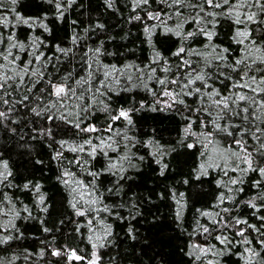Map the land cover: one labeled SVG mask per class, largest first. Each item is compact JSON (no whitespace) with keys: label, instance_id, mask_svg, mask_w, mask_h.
Returning <instances> with one entry per match:
<instances>
[{"label":"trees","instance_id":"obj_1","mask_svg":"<svg viewBox=\"0 0 264 264\" xmlns=\"http://www.w3.org/2000/svg\"><path fill=\"white\" fill-rule=\"evenodd\" d=\"M151 2L152 7L149 11H160L164 7L156 0ZM17 13L25 18L46 17L43 23L48 31L35 25L31 28L23 24L12 27ZM135 15L145 17V12L139 9L134 12L131 0H113L111 8L107 7L104 0H75L70 7L66 6L62 19L58 18L56 8L47 0H19L15 5L9 0H3L0 16L7 17L11 23L7 28L0 27V33L5 37L14 34L17 40L29 45V52L35 48L31 40L38 38V53H43L44 61H47L48 57H52V60L47 62L46 69H41L44 72V79L32 88L31 93L26 91V87H31L32 82L25 78V87L19 90L13 87L11 90V96L7 97L10 104L0 106V111H8L10 106L12 109L9 119L0 124V160L7 161L12 172L9 178L12 186L0 185V199L6 196L12 201L11 204L4 202L5 211L9 209L11 211L7 216L0 217V224L8 227V231H3L2 235L13 237L7 244L0 245V264H83L69 262L64 255L53 256L51 254L53 249L63 252L71 248L79 255L90 258L93 248L87 237L91 236L92 232L81 225H86L87 219L91 216L78 217L70 207L69 201L72 196L68 188L57 180L61 171L65 169L75 172L76 178L83 180L85 184L93 179L87 174L89 171L105 170L95 180L96 196L102 197V202L96 207L107 206L111 214L99 213L103 226L96 224V235L103 237L104 228L109 226L111 235L106 240L97 241L93 238L92 241L104 245L96 249L101 264H194L193 258L186 254L191 251V245L199 244L204 247L215 245L214 251L219 253L224 249V245L215 239L218 235H225L233 240L234 246H228L231 250H224L222 255L209 254L202 262L195 261V264H208V261H212V264H244L240 253L247 246L235 243L241 238L235 235L233 228H220L212 223V219H219L215 214L220 209L229 208L231 216L247 219L249 223L259 226L260 221L252 216L253 210L241 202L251 199L256 194L257 189L252 185L260 177L257 173L250 172L243 176L242 185L232 186L242 187L243 192L228 193L225 188L217 186L218 180L223 179L225 182L228 180L220 169L208 168L207 175L201 174L200 165L204 164L207 167L210 163H219L215 151L222 152L224 147L231 143V139L216 136V143L209 146L207 140L202 137L198 142L196 135H187L184 132L189 123L184 117L196 121L191 126L192 133L210 131L201 128L197 119L200 114L190 111L199 106L198 97H180L187 108L177 104L172 109L161 110L163 105L156 103V99L164 98L159 96L158 86L153 82L148 83L150 88L157 89L155 98L143 88L131 91L117 89L119 95L110 94L111 100L107 103L113 109V115L121 107L140 108L141 104L144 105L138 112L132 113L134 126L126 128L124 121L114 123V128L121 129L135 138L131 142L135 143V147L122 149L120 153L131 156L130 163H124L127 171L116 176L106 171L108 157L101 154H97L95 159L80 154L78 158L86 162L81 167L68 165L67 161L77 158L76 154L69 151H64V158L61 161L54 160L53 156L60 151L59 141H68L70 145L78 144L87 138V134L77 135L76 130L63 121H48L47 114L37 117L31 111V108L36 106L37 98L41 97L40 89L45 88L48 79L58 82L67 73H71L75 78L86 75L82 58L88 49L100 47L101 54L96 58L100 64L118 68L138 65L143 68L149 64L155 52H159L169 64L175 65L180 62V58L173 56L172 53L179 47L204 51V45L208 43L204 37L196 36L181 44L177 37L171 33L165 34L163 28L159 26L153 30L149 43L144 32L146 23L151 25L158 22L146 21V18L136 21L132 19ZM259 18L264 19V16ZM97 25H103V28ZM168 25L174 26V21L169 20ZM250 27L259 29L254 32V39L258 42L264 40V27L259 25ZM194 29L195 25L192 24H185L183 28L185 33ZM215 32L217 35L212 44L229 49L231 53L228 56L229 62L233 57L241 55L240 45L232 40L234 26L230 20L220 19ZM73 36L77 37L76 43H73ZM7 46L5 42L4 45H0V49ZM57 46L70 51L64 55L56 50ZM13 52L20 56L21 60L17 61V64L21 67L22 61L26 62L32 58L23 51ZM191 60L196 61L197 57L192 56ZM32 67L40 69L41 65L33 60ZM156 75L162 77L166 75L171 79L174 71L165 74L157 68ZM233 78L235 79V74ZM208 83L213 84L222 93H227L225 85L229 83L228 81H225L224 85L215 80ZM121 84H125L123 78ZM196 87H200L199 82ZM24 95L28 96V100L23 104L18 103ZM41 99L43 101L47 97ZM153 105L156 111L152 110ZM89 122L105 129L112 123L101 111H96ZM233 122L240 123L235 119ZM48 128L51 129L50 137L39 134ZM99 135L106 137L109 133L102 132ZM246 138L250 145L255 146L250 137ZM115 139L119 142V137ZM149 141L153 142L152 147L147 146ZM188 144H193L194 147L188 148ZM157 148L162 149V159L161 155H153ZM249 150L251 151V148ZM108 156L112 160L117 159V153L109 152ZM139 157H143V160ZM157 160H161V163L157 164ZM256 160L264 166V159L257 156ZM162 164H166L167 169L160 175ZM228 175L236 178L240 174L229 172ZM120 176H123V179H120ZM28 181H31L32 185L41 186L39 194L35 192L34 187L31 190L23 188ZM221 192H224L225 196L232 195L235 199L226 200L216 208L214 205L217 204V197ZM40 195L45 198L43 204L39 202ZM176 200H181L183 204L180 220L176 217L178 207ZM25 208L28 211H25ZM45 208L46 211L43 210ZM202 212L212 213V217H205L201 215ZM221 215L225 221L228 220V213L221 212ZM256 215L264 216V210ZM9 221L14 227H11ZM203 227H208L210 234L203 233ZM129 228L132 229V236H135V239L129 235ZM246 235L252 239V246L259 251V245L254 239L256 234L249 229ZM261 256H264V252H261Z\"/></svg>","mask_w":264,"mask_h":264},{"label":"snow or ice","instance_id":"obj_2","mask_svg":"<svg viewBox=\"0 0 264 264\" xmlns=\"http://www.w3.org/2000/svg\"><path fill=\"white\" fill-rule=\"evenodd\" d=\"M9 2L15 5L19 0H9ZM47 2L54 5L58 18L62 19L66 6L70 7L75 0H47ZM131 2L134 12L137 9L145 12V17L135 15L132 17L133 20L141 21L146 18V21L158 22V24L151 25L146 23L144 32L149 43H151L153 30L158 26L163 28L165 34L171 33L177 37L181 44L196 36L204 37L208 43L204 45V51L195 48L187 49L183 46L179 47L172 53L173 56L180 58V62L175 65L169 64L167 59L161 56L159 52H155L154 49V56L150 59L149 64L144 65L143 68L138 65H126L123 68L103 65L96 59L101 54L100 47L86 50L82 58L86 75L75 78L71 73H67L58 82L48 79L45 88L40 89L41 97H47V99L42 101L41 97H38L36 106L31 108V111L37 117L47 114L46 119L48 121L60 120L74 128L77 135L87 134V138L78 144L70 145L68 141H59L60 151L55 153L53 159L61 161L64 158V151H69L76 154L77 158L67 161L68 165L81 167L86 162L78 158L80 154H85L92 159H95L97 154H101L108 157L106 171L116 176L118 173L127 171L124 163H130L131 156L128 154L120 155V153L122 149H128L130 146L135 147V143H131L135 138L121 129L114 128V123L124 121L126 128L134 126L132 113L134 111L138 112L144 105L141 104L140 108L121 107L113 115V109L107 103L111 100L110 94L119 95L117 89L131 91L135 88H143L155 98L157 97V89L150 88L148 83L153 82L158 86L159 96L164 98L156 99V103L163 105L161 110L172 109L177 104L187 108L188 106L180 97H198L199 106L190 111L199 113L197 119L200 121L201 128L210 129V131H201L199 134L192 133L190 129L196 121L190 117H184L189 121L184 132L187 135H196L198 142L202 137L207 140L209 146L216 143V136L231 139V143L227 144L222 152L213 150L220 162L210 163L207 167L201 164V174L207 175L208 168L220 169L223 175L228 177V180L227 182L223 179L218 180L217 186L225 188L228 193L244 191L242 187H232L242 185L244 175L251 172L257 173L260 177L252 185L253 188L257 189L256 194L251 199L241 202L253 210L252 216L260 221L259 226L249 223L247 219L231 216L229 208L220 209L215 214L219 219L213 218L212 223L220 228H233L235 230V235L241 238L235 243L247 246L240 253V258L244 261V264H264V256H261V252H264V216L256 215L264 210V184H262L264 182V166H261L256 160L257 156L264 159V40L258 42L257 39H254V32L259 29L250 27L251 25L264 27V19L259 18L264 16V0H194V2L193 0H156L158 4L164 5L160 11H149L152 7L151 0H131ZM104 3L111 8L113 0H104ZM2 4L3 0H0V6ZM13 11L15 10L13 9ZM14 19L15 24H11L12 27H15L16 24L27 25L30 28L35 25L48 31L43 23L46 17L25 18L17 13ZM220 19L231 21L234 26L232 40L241 48V55L233 57L231 62L228 61V56L231 55L228 48H219L212 44L214 37L217 35L215 28ZM169 20L174 21V26L168 25ZM10 23L7 17L0 16V27L7 28ZM185 24L195 25V29L185 33L183 30ZM97 27L103 28V25H97ZM72 40L73 43H76L77 37L73 36ZM5 42L8 46L0 49V106L10 104L7 97L11 96V90L13 87L16 90L25 87V78L32 82L31 87H26V91L31 93L32 88L44 79V72L41 69H46L47 62L52 60V57H48L47 61H44L43 53H38V38L31 40V44L35 48L30 52L29 45L17 40L14 34L5 37L3 33H0V45H4ZM13 50L23 51L32 58L26 62L22 61L23 66L21 67L17 64V61H20L21 58ZM56 50L64 55H67L70 51L59 46ZM89 52H91V56H89ZM192 56L197 57V60L192 61ZM33 60L40 63V69L32 67ZM157 68L165 74L174 71V75L171 79L167 78L166 75L163 77L158 76L156 75ZM209 69L212 71L210 72ZM233 74H235V79ZM34 77H39V79L34 80ZM134 77L135 82H133ZM121 78L124 79L125 84H121ZM210 80H215L221 85L228 81L229 83L225 85L227 93H222L220 89L208 83ZM10 81L11 83H9ZM198 82L200 87H196ZM27 100L28 96L24 95L18 103L23 104ZM41 104H43V107H41ZM11 110L10 106L8 111H0V124L9 119ZM152 110L156 111L155 105L152 106ZM96 111L105 113L112 122L108 124L106 129L98 128L95 124L89 122L90 117L94 116ZM203 117H207V119L205 120ZM234 119L239 120L240 123L233 122ZM222 121L223 123H221ZM102 132H107L109 135L106 137L99 135ZM39 134L50 137L51 129H44ZM115 137H119V142ZM246 137H250L255 146L250 145ZM147 146L152 147L153 142L149 141ZM187 147L193 148L194 145L188 144ZM109 152L117 153V159L112 160L108 156ZM153 155H161L162 159V149L157 148V152ZM202 155H205V153H202ZM139 159L143 160V157H139ZM156 163L160 164L161 160H157ZM130 166L135 167L134 165ZM166 169L167 165L162 164L160 175H163ZM104 171L103 169L98 172L89 171L87 174L93 179L88 184L77 179L76 173L70 169L62 170L57 177V180L68 188L72 196L69 204L74 214L86 218L91 216L90 219H87V224L81 226L87 227L92 232V235L88 236L87 239L93 251L90 258H86L79 255L74 249H65L63 252L53 249L51 253L53 256L64 255L69 262L101 264V258L96 249L104 245L103 243H92V241L93 238L97 241L106 240L111 235L110 226L104 228L103 237L96 235V224L103 226V220L100 218L99 213L111 214V210L107 206L96 207L102 202V197L98 198L96 196L95 180ZM229 172L239 173L240 175L232 178L228 175ZM11 176L12 172L9 170L8 162L0 160V185L11 187V181L9 180ZM120 179H123V176H120ZM32 187H34L37 194L40 193L41 186L39 184L32 185V182L28 181L23 185L25 190H31ZM109 191H112V189H109ZM180 196L182 198L183 193ZM44 199L42 195L39 196L41 204L44 203ZM234 199V196H225L224 192H221L214 207L219 208L226 200L233 201ZM5 201L8 204L12 203L6 196L0 199V217L7 216L11 211V209L5 211L3 207ZM176 203L178 205L176 217L177 220H180L183 204L181 200H176ZM43 210L46 211L47 209ZM25 211H28L27 208H25ZM221 212L229 214L227 221H225ZM28 215L30 216L31 213L29 212ZM201 215L212 217V213L209 212H202ZM117 218L120 219L119 216ZM9 224L14 227L11 221H9ZM249 229L256 234L254 239L259 245V251L252 246V239H249L246 235ZM3 231H8V227L0 224V245L7 244L13 239L11 235H2ZM44 231H48V229H44ZM202 231L210 234L208 227H203ZM128 233L132 236L131 228L128 229ZM132 239H135V236H132ZM215 239L221 245H224V249L219 253L214 251L215 245L204 247L193 244L191 245V251L186 254L193 258L195 264V261L202 262V259L209 254L222 255L224 250H231L228 247L229 245L234 246L233 240L229 239L228 236L218 235ZM208 264H212V261H208Z\"/></svg>","mask_w":264,"mask_h":264},{"label":"water","instance_id":"obj_3","mask_svg":"<svg viewBox=\"0 0 264 264\" xmlns=\"http://www.w3.org/2000/svg\"><path fill=\"white\" fill-rule=\"evenodd\" d=\"M68 250H72V249L70 248V249H68Z\"/></svg>","mask_w":264,"mask_h":264}]
</instances>
